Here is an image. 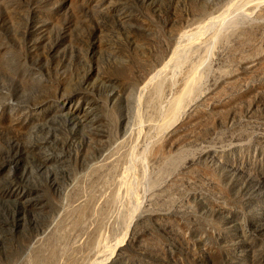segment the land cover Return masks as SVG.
I'll list each match as a JSON object with an SVG mask.
<instances>
[{
  "label": "rangeland",
  "instance_id": "rangeland-1",
  "mask_svg": "<svg viewBox=\"0 0 264 264\" xmlns=\"http://www.w3.org/2000/svg\"><path fill=\"white\" fill-rule=\"evenodd\" d=\"M248 1L0 0V264H264Z\"/></svg>",
  "mask_w": 264,
  "mask_h": 264
},
{
  "label": "bare ground",
  "instance_id": "bare-ground-1",
  "mask_svg": "<svg viewBox=\"0 0 264 264\" xmlns=\"http://www.w3.org/2000/svg\"><path fill=\"white\" fill-rule=\"evenodd\" d=\"M246 2V1H245ZM247 3V2H246ZM250 3V4H249ZM234 5V4H233ZM263 5V0H250V2L248 1V7H247V9H246V11H244L245 12V15L246 16H248V17H250L253 13H255L254 11L256 10V9H259V8H261V6ZM234 8H235V6H234ZM237 8V7H236ZM234 10V9H233ZM231 12V11H230ZM240 15V14H239ZM242 15V14H241ZM241 17H245L244 15L243 16H241ZM226 19H228V18H226ZM230 19H232V18H230ZM229 20V19H228ZM243 20H246V19H243ZM234 23V22H233ZM210 38V37H209ZM216 39V38H215ZM191 40V39H190ZM181 41V40H180ZM187 41V40H186ZM184 42V41H183ZM213 42V41H212ZM181 43V42H180ZM196 44V43H195ZM181 45V44H180ZM177 46V47H175L174 49H173V51H172V53H171V55L169 56H166L167 57V59L168 60H165L162 64H161V67L156 71V74L158 75L159 73H165V74H169V72H171V66H173L172 64L174 63V61H177V59H178V57L181 55L180 53L183 51L182 50V48H180V47H182V46ZM187 46V45H186ZM202 46V45H201ZM190 49V48H189ZM199 49V48H198ZM185 50V49H184ZM187 50V49H186ZM196 50V49H195ZM187 53V52H186ZM163 58V57H162ZM181 61V60H180ZM179 62V61H178ZM177 64V63H176ZM178 66V65H177ZM174 67V66H173ZM170 68V69H169ZM169 71V72H168ZM192 73V72H191ZM153 74V73H152ZM155 74V75H156ZM188 74V73H187ZM155 75L153 74L151 77H148V80L146 81V83H145V85L147 86V85H149L150 84V82H152L153 81V79H155L154 77H155ZM162 75V74H161ZM171 75V74H170ZM173 75V74H172ZM167 76V75H166ZM166 76H165V78H166ZM171 77V76H170ZM169 77V78H170ZM157 79V78H156ZM172 79V78H171ZM166 80V79H165ZM165 80H163V81H165ZM168 80V79H167ZM144 81V80H143ZM159 81H161V80H159ZM182 81V80H181ZM162 82V81H161ZM169 83H170V81H169ZM172 83V82H171ZM181 83V82H180ZM153 84V83H152ZM163 84V83H162ZM182 85L180 86V87H178V90L179 91H176L177 93V95L173 98V100H171V102H170V107H169V110L167 111V113H166V116H165V118H166V122L164 123L165 125H167V124H170V123H172V122H174V121H176L175 119H177V116L179 115V113H181V111L182 110H184V104H185V101L187 100V98L190 96V94L192 93V91H193V89H194V87H195V84H196V77L194 76V75H190L188 78H186V79H183V81H182V83H181ZM145 85H143V86H145ZM154 85H156V86H154V88L156 87V89H157V94L160 92L161 93V83L159 82H157L156 84H154ZM166 85V84H165ZM164 85V86H165ZM172 85H173V83H172ZM168 87V86H167ZM143 88V87H142ZM174 88V87H173ZM196 88V87H195ZM145 89V88H144ZM171 89V88H170ZM140 90V89H139ZM167 90H168V88H167ZM171 91V90H170ZM159 93V94H160ZM70 102V100L69 99H64V103H65V105H68V103ZM84 105V103H82V106ZM82 106H80V107H78V108H74V107H72V106H69L68 107V110H70V111H72V112H75V113H80V110H82L83 108H82ZM192 107V106H191ZM168 126V125H167ZM159 127H161V126H159ZM166 127V126H165ZM164 127V128H165ZM169 128V127H168ZM154 144V143H153ZM154 146V145H153ZM153 148V147H152ZM155 151V150H154ZM156 156H162V155H160V152H159V150H156V152L154 153ZM155 156V157H156ZM160 159V158H159ZM99 163V162H98ZM98 166V165H97ZM99 166H101V165H99ZM102 167V166H101ZM97 168H99V167H97ZM95 172V171H94ZM72 210V209H71ZM69 212V211H68ZM202 257V256H201ZM224 260V259H223Z\"/></svg>",
  "mask_w": 264,
  "mask_h": 264
}]
</instances>
